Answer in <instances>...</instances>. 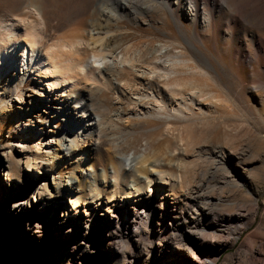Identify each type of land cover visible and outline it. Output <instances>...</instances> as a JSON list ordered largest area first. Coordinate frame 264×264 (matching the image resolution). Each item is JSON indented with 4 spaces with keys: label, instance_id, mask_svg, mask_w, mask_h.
<instances>
[{
    "label": "bare ground",
    "instance_id": "obj_1",
    "mask_svg": "<svg viewBox=\"0 0 264 264\" xmlns=\"http://www.w3.org/2000/svg\"><path fill=\"white\" fill-rule=\"evenodd\" d=\"M16 4L12 9L0 10V119L7 121L0 127V136L15 126L23 131L30 126V130L42 133L40 141L43 138L46 141L38 151L22 138L0 146V167L7 180L6 187L1 186L3 199L8 201L11 194L16 198L12 204L14 215L23 211L21 200L25 195L28 198L25 204L34 211H24L32 220L35 218L31 229L38 227L41 216L49 217L62 208L60 226L68 237L78 232L85 235L92 229L105 237L113 232L134 236L143 231L141 226L136 228L137 221L146 220L145 234L158 239V253L148 255L152 244L139 241L135 253L139 259L127 260L122 254L123 264L133 261L135 264H196L192 247L188 245L191 239L193 247L203 254L208 249L215 250L218 232L212 226L200 228V221L209 209L201 203L207 193L200 168L201 162L208 158L196 148L201 146L200 138L210 125L206 111L201 110L200 123L186 124L178 131L185 145L179 151L184 154L193 151L196 160L192 164L176 158L177 152L165 159L166 152L161 150L152 156L140 154L133 159L125 158L122 126L115 120L128 104H132L128 113L133 111L139 115L144 110L142 113L157 115L165 108L164 104L178 100L172 93L182 96L178 102L184 106L187 101L197 102L201 107L205 102L206 107L211 106L213 99L219 101L213 89L199 82L198 75L208 76L204 68L210 60L190 39L184 40L195 50L198 61L188 59L186 51L169 49L166 43L139 47L137 42L126 39L117 23L125 18L135 24L143 16L167 10L179 23L184 18L193 26L205 28L214 20L213 11H221L222 5L217 0H92L76 26L54 39L51 18L48 21L45 18L42 0H17ZM207 4L212 9H207ZM193 37L200 39L196 30ZM106 57L110 61L101 66ZM189 70L192 78L170 77L172 73L189 74ZM31 80L40 85L23 94L17 91ZM107 91L113 92L115 107L104 101ZM212 106V115L221 119L227 116L225 105ZM173 109L176 114L183 113L181 109ZM40 110L47 111L48 122ZM60 120L65 121L66 129L55 132ZM72 126H77L78 131H73ZM80 142L88 145L92 153L84 160L72 161L70 176L62 178L60 170ZM212 158L215 165L210 172L213 174L218 169L230 173L234 167L225 153H214ZM175 161L178 174L166 168ZM124 163H128V168H124ZM218 163H223V167ZM40 178V183L33 182ZM224 185L238 187L233 180L230 185L229 182ZM35 203L42 205L40 209ZM81 204L84 213L79 209ZM185 206L193 209L186 211ZM152 207L162 209L164 219L162 223L157 222L156 228L150 216ZM160 235L164 236L160 239ZM182 239L187 241L184 246ZM94 244L91 242L92 248ZM71 247L75 249L74 245ZM203 257L216 263L212 256Z\"/></svg>",
    "mask_w": 264,
    "mask_h": 264
},
{
    "label": "rangeland",
    "instance_id": "obj_2",
    "mask_svg": "<svg viewBox=\"0 0 264 264\" xmlns=\"http://www.w3.org/2000/svg\"><path fill=\"white\" fill-rule=\"evenodd\" d=\"M91 1L42 0L43 14L46 19L51 18L49 23L53 26L52 31L56 35L54 39L76 26ZM16 3L17 0H0V10L12 9L17 5ZM217 3L219 6L222 5L221 11L218 9L213 11L214 20L205 28L198 24L193 26L184 18L183 22L179 23L167 10L143 16L135 24L123 18L117 25L127 36L126 39H132L130 43L137 42L139 47L143 44L166 43L169 49L186 51L188 59L193 58L198 61L195 50L184 39L194 42L210 60V64L204 68L208 76L198 75L199 82L217 93L220 103L213 99L214 103L211 104H219L223 107L225 105L227 118L221 119L212 115L210 111L214 106L206 107V102L202 107L197 102L188 101L187 105H181L182 102L179 104L178 100H181L182 96L172 93L173 98L178 100L171 103V106L164 104L165 108L157 115L142 113L144 110H141L139 115L132 113L133 111L128 113L129 108L132 107V104H128L115 120L122 126L125 158L133 159L140 154L152 156L161 150L166 152L165 159L177 152L176 158L179 157V160L192 164L196 160L195 156H192L193 151L187 154L179 151L185 145L178 131L186 124L200 123L203 120L200 116L201 110L206 111V119L212 126L205 128L204 133L207 134L203 133L199 141L201 146L196 148L199 154L208 158L204 163L201 162L200 168L203 173L201 181L205 184L204 189L207 193L201 203L209 207L207 214L200 221V228L212 226L218 232L214 239L217 248L208 249L203 254L204 252L199 248L193 247L194 240L191 239L188 245L192 247L194 253H192L195 257L193 261L196 264H212L203 257L208 255L216 258L215 264H264V0H217ZM206 8L212 9L210 4H207ZM194 30L200 39L196 40L193 37ZM109 61L110 58L106 57L101 66ZM191 73V71L189 74L172 73L170 77L192 78ZM39 85L35 80H31L24 87L20 86L17 91L23 94L27 89ZM103 99L115 107L113 92L107 91ZM150 103L148 101L147 104L151 105ZM173 107L181 109L183 113L176 114ZM40 113L45 118V122H48L47 111L40 110ZM5 123L7 121L0 119L1 128ZM62 128L65 130L66 124L65 121L60 120L55 132ZM71 128L73 131H78L77 126ZM30 129L28 126L23 131L15 126L10 132L4 131L0 136V146L9 145L22 138L34 151H38L40 146H44L46 139L40 141L39 138L43 137L42 133ZM57 147L55 144V148ZM73 152V156H67L66 165L60 170L62 178L70 176L72 161L84 160L92 153L90 147L83 142H80ZM214 153H225L226 159L234 165L230 173L226 172V174L221 169H218V174L210 172L215 165L212 158ZM77 155L79 158H76ZM218 164L223 167V163ZM124 168H128V163H124ZM166 168L174 171V174L179 173L177 161L168 164ZM3 172L0 167V264H114V262L123 264L122 254L126 255L127 260L139 259L140 256L135 255L139 249L137 246L139 241L152 244L147 252L148 255L158 253V239L153 235L145 234L144 229H148L146 220L137 221L136 228L141 226L143 231H139L134 236L113 232L105 237L98 230L92 229L85 235L78 232L77 235L71 234L68 237L65 229L60 226L63 212L62 208H58V211L49 217L41 216L38 227L33 226L31 229V222L35 218L32 220L27 212L24 213V211L34 212L33 207L25 204L28 198L23 195L21 200L23 211L20 210L16 215L12 209L16 199L13 194L8 201L5 202L3 199L1 186L6 187L7 182ZM228 179L235 181L238 187L228 188L224 185L228 182L230 185ZM49 180L52 181L51 176ZM41 181V178L35 181L33 179L36 184ZM77 184L75 179V186ZM67 200L69 203L70 199ZM35 204L37 209L42 206ZM187 206H185L186 211L193 209L192 206L189 209ZM79 209L84 213L83 204L79 205ZM151 209L150 216L156 228L157 222L162 223L164 220L161 216L162 209L159 207ZM166 225L167 227L170 225L169 221ZM202 231L200 229L198 232ZM33 232L37 234L34 236ZM166 234L168 235L169 232ZM163 236L160 235L159 238ZM189 238L186 236V239ZM209 239L211 240L212 237L209 236ZM91 242H95L93 248ZM186 242L182 239L181 245L184 246ZM71 245H74L75 249Z\"/></svg>",
    "mask_w": 264,
    "mask_h": 264
}]
</instances>
